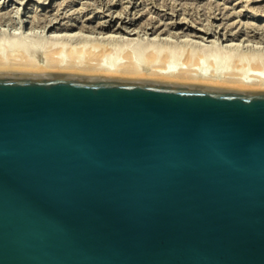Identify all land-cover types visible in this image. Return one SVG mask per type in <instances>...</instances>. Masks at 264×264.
Wrapping results in <instances>:
<instances>
[{
  "label": "water",
  "instance_id": "95a60500",
  "mask_svg": "<svg viewBox=\"0 0 264 264\" xmlns=\"http://www.w3.org/2000/svg\"><path fill=\"white\" fill-rule=\"evenodd\" d=\"M0 264H264V90L0 70Z\"/></svg>",
  "mask_w": 264,
  "mask_h": 264
},
{
  "label": "bare ground",
  "instance_id": "6f19581e",
  "mask_svg": "<svg viewBox=\"0 0 264 264\" xmlns=\"http://www.w3.org/2000/svg\"><path fill=\"white\" fill-rule=\"evenodd\" d=\"M16 1H22L16 3H18L19 5L24 4L25 9L28 8L27 5L29 3H27L26 0H16ZM28 1H33V0H28ZM40 1L41 0H39V2ZM67 1L69 3V0ZM169 1L168 4H170ZM248 1L251 0H247V2ZM174 2L171 5H173ZM5 3H7L6 0L4 1V5ZM36 3L37 1L34 0V3H32V7L28 8V11H26V13L28 14L26 19L25 18L21 19V15H19L21 13L19 11V8L17 9L18 11L13 10L15 11V13L17 12V14L20 12L18 15L21 21L19 20L20 23L19 21L17 22L18 24H20V26H22V28L23 27L26 28V31L24 32L22 31V33L20 34L13 33L16 35L12 36L11 33L9 34L6 31L2 32L0 30L2 32L0 33V70L67 73V74H79V75L167 81V82H176V83H185V84L208 85V86H216V87L264 90V59H263L264 54H262L263 56L261 55L262 57L260 56V54L259 55L257 54L258 56L253 54V56H249L248 58H246L248 54L246 53L247 54L246 55L245 52L242 51L245 49L243 46L247 43L241 46L242 48H244L242 49V51L239 50L241 49L240 47L241 44L239 45L237 43H234L235 40H239L240 37L242 36L240 32H238L239 30H241V28H236L239 29L238 31L234 30V26L231 23L227 24V22L226 23L223 22L224 24L222 26L221 23L218 24V26L215 23H211V24H215L216 25L215 27H213V25H207V23L200 26L201 21L199 20L200 21L199 23L197 22V20L196 21L194 20L195 21L194 25L195 23L196 25L192 26V23L190 22L191 19L190 20L187 19L188 21H186L185 17L175 18L174 16L175 14H172L170 12L164 13L162 15L158 14V16H153V15L148 16L146 14L148 16L147 18H144L145 17L144 16L145 13H144V14H140L139 15L140 17H137L139 12L141 11L139 9L137 12L134 13V16L131 17V14H129L123 17L122 16L123 14H128L129 12V11L127 12V10L126 12L121 10V8L124 6L123 4L122 7H120V12L113 11L112 13L110 12L109 14L107 13L109 10L107 8L108 9L107 11L104 12L101 11L106 15L104 17L99 16L97 18L95 17V15L94 16L92 15L85 19L83 18L82 20H80L75 18V16L73 17L72 14L70 15L71 10H69L70 13H67L69 15L64 14V12H62V9H60L63 6L62 4L61 6L58 4L59 8L58 9L56 8L57 9L56 12L54 11V13H51L48 10V12L46 13L44 12L45 14H42L41 16V13L38 11L39 7L35 6ZM86 3H90V2H86ZM91 3L93 4L94 2ZM8 5L6 7H8ZM114 5L115 4H113V6ZM248 5L249 4H247L246 6ZM132 6L130 5L129 8ZM159 6L157 7L159 8L163 7L161 5ZM81 7L80 9H84L83 8L84 6L82 8ZM125 7H127V5L124 6L123 9ZM173 7H174V11H172L173 10L172 9L171 12H175V8H177V6H173ZM74 8L75 7H73V9ZM95 8L97 9V7ZM163 8L162 10L165 9ZM76 9H74V12L76 11ZM91 9L93 8H90L89 10L91 11ZM182 9L183 8H181L180 11ZM226 9L228 8L226 7ZM253 9L251 10L255 11L257 8L255 10ZM147 10H148V6H147ZM222 11L220 12L222 13ZM214 12H210V13L212 14ZM15 13L13 12V15ZM76 13L77 12H75V14ZM80 13L82 12L80 11ZM187 13L189 12L187 11ZM237 13L239 12L236 11L235 14ZM0 14H1L0 17L2 18L7 16V15L5 16L3 12ZM9 14L8 16L10 17ZM224 14H226V12H224ZM240 14H237L236 16L239 18ZM166 15H171V16L166 18ZM189 15L191 14L189 13ZM260 16H262L264 19V13L260 14ZM9 17L8 19H10ZM12 17L14 18V16ZM107 17H109V19ZM233 17H235L234 14ZM104 18L107 19L104 20ZM216 19L218 18L216 17ZM238 20L237 23L239 22ZM1 21L4 22V20ZM15 21H14V25L17 24L15 23ZM250 22L246 24L250 25ZM8 23L5 25H8ZM10 24L9 26H11ZM184 25L185 26L187 25V27H183ZM0 27H2V25H0ZM27 28L29 29V31L27 30ZM258 28L259 30L264 29V28H260L259 26ZM36 29H39L41 31L38 30L39 33H37L35 31ZM33 30L34 33L32 34ZM248 31H250V29H248ZM257 32L258 31H256V33ZM93 33L94 36L91 35ZM95 33L99 35L97 36L95 35ZM122 33L126 34L127 37L125 35H122ZM198 33H202V35L203 34L204 35L201 36ZM137 35L138 37H136ZM145 35L146 37H144ZM245 35L247 34L245 33ZM190 37H199L201 40H203V42H200L201 40L193 41L192 39L194 38L190 39ZM211 37L214 39L211 40L210 39ZM250 41L252 42V40ZM245 47L247 48V46ZM249 47L250 45L248 46V49ZM248 63H251L250 67H247V65L249 66Z\"/></svg>",
  "mask_w": 264,
  "mask_h": 264
},
{
  "label": "rangeland",
  "instance_id": "374dc122",
  "mask_svg": "<svg viewBox=\"0 0 264 264\" xmlns=\"http://www.w3.org/2000/svg\"><path fill=\"white\" fill-rule=\"evenodd\" d=\"M4 1L5 0H0V9H1V12L0 13H2L3 12V14L6 16H8V14L10 13V12H12V13H10L9 15H10V19H8V17L6 18V17H0V19L1 20H4V22H2L1 20V23H0V25H2V27H0V30L3 32V31H6L7 33H11L12 34V36L13 35H16V34H20V33H22V31L24 32V31H26V28H22V26H20V24H18V22L17 21H21V19L22 18H27V16H28V14L26 13V11H28V8H30V7H32V3H34V0L33 1H28V0H26V2L27 3H29L27 6H28V8L27 9H25V6H24V4L23 5H19L18 3H16V2H22V1H16V0H6V2L7 3H5V5H4ZM35 1H37V3L35 4V6H38L39 7V9H38V11L41 13V16H42V14H45L46 12H48V10L51 12V13H54V11L56 12L57 11V9L59 8V6H58V4L61 6V4L63 5L60 9H62V12H64V14H67V13H70V15L72 14V16L74 17L75 16V18H77V19H80V20H82L83 18L85 19V18H87V17H89V16H94L95 15V17H99V16H102V17H104V16H106L104 13H102V12H104V11H107L108 9V12L107 13H109L110 14V12L112 13L113 11H116V12H120V7H122V4L124 5V6H126L127 5V7H125L124 9H123V7L121 8V10H123V11H125L126 12V10H127V12H128V14H123L122 16L123 17H125V16H127V15H129V14H131V17L132 16H134V13L135 12H137L138 11V9L139 10H141L140 12H139V14L137 15V17H140L139 15L140 14H144V18H147L148 16H151V15H153V16H158V14H160V15H162V14H164V13H172V14H175L174 16H175V18L177 17V18H181V17H185L186 18V21H188V20H190V22L192 23V26L194 25V22L197 20V22H199L200 23V21H201V25L200 26H202V25H204V24H206L207 23V25H213V27H215L216 25L218 26V24H220L221 23V26L224 24V23H226L227 22V24H229V23H231V24H233V26H234V30H239V29H236V28H241V30H239L238 32H240V34L243 36H241L240 37V39L239 40H235L234 41V43H237V44H241L240 45V47L241 46H243L245 43H247V44H245L243 47L245 48H242L241 47V49H239L240 51H242V49H244L242 52H245V54L247 55V57L246 58H248L249 56H253V54L254 55H259L260 54V56L262 55V54H264V29H260L259 30V28H258V26L260 27V28H264L263 27V24H264V19H263V17L262 16H260V14H262V13H264L263 12V8H264V0H251V1H248L247 2V0H227V2H226V0H213V2H212V0H77V1H79V2H77L76 0H69V3H68V1L67 0H46V1H44V0H41L40 2H39V0H35ZM59 1V2H58ZM81 1V2H80ZM102 1H103V3H102ZM107 1V2H106ZM113 1H114V3H113ZM123 1V2H122ZM125 1H126V3H125ZM156 1V2H155ZM158 1V2H157ZM160 1V2H159ZM161 1H162V3H161ZM168 1H169V3L170 4H168ZM175 1V2H174ZM195 1V2H194ZM199 1V2H198ZM229 1V2H228ZM241 1V2H240ZM247 3H246V2ZM45 2H47V3H45ZM56 2V3H55ZM86 2H90V3H86ZM91 2H94L93 4L91 3ZM96 2V3H95ZM98 2V3H97ZM105 2H106V4H105ZM115 4L114 6H113V4ZM120 2V3H119ZM151 2V3H150ZM155 2V3H154ZM163 2H164V4H163ZM167 2V3H166ZM174 2V4L173 5H171L172 3ZM215 2V3H214ZM255 2V3H254ZM3 3V4H2ZM66 3V4H65ZM75 5H74V4ZM87 5H86V4ZM135 3V4H134ZM144 5H143V4ZM147 3V4H146ZM160 3V4H159ZM217 3V4H216ZM218 3H220V4H218ZM223 3V4H222ZM226 3V4H225ZM9 4V5H8ZM52 4V5H51ZM54 4V5H53ZM89 4V5H88ZM95 4V5H94ZM102 6H101V5ZM108 4V5H107ZM109 4H111V5H109ZM126 4V5H125ZM247 4H249L248 6H246ZM8 5V7H6ZM12 5V6H11ZM72 5V6H71ZM84 7H83V6ZM92 5V6H91ZM93 5H94V7H93ZM104 5V6H103ZM132 6V7H130L129 8V6ZM140 5V6H139ZM159 5H161V6H163V7H161V8H159L160 6ZM171 5V6H170ZM218 5H219V7L221 8H219L218 7ZM223 5H224V8H223ZM225 5H227V6H225ZM240 5V6H239ZM4 6V7H3ZM72 8H71V7ZM83 7L84 9H80V7ZM88 7V9H87V7ZM107 6V7H106ZM110 6V7H109ZM144 6V7H143ZM147 6H148V10H147ZM157 6H159V7H157ZM167 8H166V7ZM173 6H177V8H175V12H171V10L172 11H174V7ZM235 6V7H234ZM251 6V7H250ZM253 6H254V9H253ZM46 7V8H45ZM49 7V8H48ZM66 7H67V9H66ZM68 7H70V8H68ZM73 7H75L74 9H76V11L75 12H77L76 14H75V12H74V9H73ZM81 7V8H82ZM95 7H97V9L95 8ZM141 7V8H140ZM150 7V8H149ZM155 7H157V8H155ZM169 7V8H168ZM226 7L229 9H226ZM230 7V8H229ZM247 7V8H246ZM257 9H256V8ZM259 7V8H258ZM261 7H263V8H261ZM3 8V9H2ZM19 8V11L21 12H19L18 14L19 15H21V19H20V17H19V15L17 14V12L15 13V11H18L17 9ZM45 8V9H44ZM57 8V9H56ZM90 8H93V9H91V11L89 10ZM108 8V9H107ZM162 8L164 9V10H162ZM181 8H183L181 11H180V9ZM215 8V9H214ZM232 8V9H231ZM249 8V9H248ZM261 8V9H260ZM43 9V10H42ZM56 9V10H55ZM100 9H102V10H100ZM119 9V10H118ZM177 9V10H176ZM186 9V10H185ZM230 9H231V11H230ZM242 9V10H241ZM247 9V10H246ZM251 9H253V10H255V11H252ZM12 10V11H11ZM13 10H15V11H13ZM41 10V11H40ZM47 10V11H46ZM69 10H71L70 12H69ZM134 10H136V11H134ZM145 10V11H144ZM168 10V11H167ZM185 10V11H184ZM224 11V10H226V11H224V12H226V14H224V12L222 11V13L220 12V11ZM245 10V11H244ZM260 10H262V11H260ZM7 13H6V12ZM10 11V12H9ZM61 11V10H60ZM74 13H73V12ZM80 11L82 12V13H80ZM84 11H85V13H84ZM95 11V12H94ZM99 11V12H98ZM102 11V12H101ZM123 11H121V12H123ZM143 11V12H142ZM166 11V12H165ZM182 11H183V13H182ZM187 11L192 15H189V13H187ZM215 11V12H214ZM230 13H229V12ZM239 12V13H237V14H240V16H239V18L236 16L237 14H235V12ZM259 11V12H258ZM6 14H5V13ZM13 12L15 13L14 15H13ZM45 12V13H44ZM66 12V13H65ZM79 12V13H78ZM88 12V13H87ZM124 12V13H125ZM146 12H148V13H146ZM154 12V13H153ZM210 12H214V13H210ZM250 12V13H249ZM257 12H258V15H259V17H258V15H257ZM84 13V14H83ZM95 13V14H94ZM106 13V14H107ZM185 13V14H184ZM210 13V14H209ZM231 13H233L234 14V16L235 17H233V14H231ZM27 14V15H26ZM79 14V15H78ZM83 14V15H82ZM91 14V15H90ZM103 14V15H102ZM148 16H147V15ZM150 14V15H149ZM176 14H178V15H176ZM218 14V15H217ZM243 14V15H242ZM252 14V15H251ZM1 15V14H0ZM4 15H2V16H4ZM25 15V16H24ZM67 15H69V14H67ZM182 15V16H181ZM187 15V16H186ZM210 15H211V17H210ZM223 15H224V17H223ZM229 17H227V16ZM230 15V16H229ZM232 15V16H231ZM242 15V16H241ZM12 16H14V18L12 17ZM85 16V17H84ZM169 16H171V15H166V18L167 17H169ZM194 16H195V19H194ZM197 16V17H196ZM215 16V17H214ZM253 16V17H252ZM256 16V17H255ZM82 17V18H81ZM193 19H192V18ZM199 17V18H198ZM206 17H208V18H206ZM210 17V18H209ZM216 17L218 18V19H216ZM233 17V18H232ZM251 17V18H250ZM255 17V18H254ZM6 18V19H5ZM17 18V19H16ZM108 19H109V17H107ZM107 18H104V20H106ZM197 18V19H196ZM204 18H205V21H204ZM215 18V19H214ZM225 18V19H224ZM239 20H238V19ZM242 18V19H241ZM12 19V20H11ZM188 19V20H187ZM235 19V20H234ZM15 21V23H17L16 25H14V21ZM128 20V19H127ZM195 20V21H194ZM200 20V21H199ZM212 20V21H211ZM232 20V21H231ZM237 20L239 21L238 23H237ZM246 20H247V22H246ZM8 21H9V23H8ZM20 21H19V23H20ZM211 21V22H210ZM236 21V22H235ZM243 21V22H242ZM251 21V22H250ZM254 23H253V22ZM13 22V23H12ZM202 22H203V24H202ZM205 22V23H204ZM210 22V23H209ZM224 22V23H223ZM233 22V23H232ZM234 22H235V24H234ZM243 24H242V23ZM250 22V25L249 24H246V23H249ZM256 22V23H255ZM8 23V25H5V24H7ZM11 23V24H10ZM211 23H215V24H211ZM237 23V24H236ZM240 23H241V26H240ZM251 23H252V26H251ZM9 24L11 25V26H9ZM254 24V25H253ZM256 24V25H255ZM195 25H196V23H195ZM194 25V26H195ZM206 25V26H207ZM238 25V26H237ZM14 26V27H13ZM16 26V27H15ZM236 26V27H235ZM246 28H245V27ZM250 26V27H249ZM254 26V27H253ZM22 29H21V28ZM183 27H187V25L185 26H183ZM248 27V28H247ZM251 27H252V29H251ZM256 28V29H255ZM24 29V30H23ZM248 31V29H250V31L251 32H253V33H251L250 31H246V30ZM255 29V30H254ZM27 30L29 31V29L27 28ZM39 29H36L35 31L37 32V33H39V31H41V30H39ZM189 30H190V28H189ZM192 30V29H191ZM243 30V31H242ZM0 31V33H2ZM256 31H258L257 33H256ZM223 32V31H222ZM221 32V33H222ZM263 34H261V33ZM13 33H16V34H13ZM34 33V30H33V32H32V34ZM245 33L248 35H245ZM199 35H201V36H203L202 35V33H198ZM198 34H197V36H198ZM244 34V35H243ZM253 34V35H252ZM260 34V35H259ZM92 36H94V33L93 34H91ZM95 35H99V34H96L95 33ZM122 35H125L126 37H127V35L126 34H124V33H122ZM218 35H220V34H218ZM218 35H217V37H218ZM254 35H255V38H254ZM135 37V36H134ZM136 37H138V35L136 36ZM144 37H146V35L144 36ZM253 37V38H252ZM261 37V38H260ZM263 37V38H262ZM185 38V37H184ZM192 38H194V39H192ZM181 39H183V38H181ZM189 39V38H188ZM190 39H192L193 41H200L201 39L199 38V37H190ZM211 40L212 39H214V38H210ZM209 39V40H210ZM242 39V40H241ZM248 39V40H247ZM254 39V40H253ZM256 39H257V41H256ZM259 39H261V40H259ZM247 42H246V41ZM250 40H252V42L250 41ZM263 40V41H262ZM248 41H250V42H248ZM254 41V42H253ZM200 42H203V40H201ZM241 42H243V43H241ZM256 42V43H255ZM230 43V42H229ZM250 45V47H249V49H248V46ZM245 46H247V48L245 47ZM251 54H249V53ZM257 55V56H258ZM263 56V55H262ZM261 56V57H262ZM263 59H264V57H263ZM221 62V61H220ZM249 62V61H248ZM219 63V62H218ZM249 64V66L247 65V67H250V65H251V63H248Z\"/></svg>",
  "mask_w": 264,
  "mask_h": 264
}]
</instances>
